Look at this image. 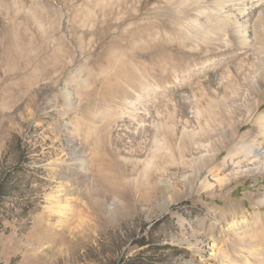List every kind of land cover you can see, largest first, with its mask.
I'll return each instance as SVG.
<instances>
[{"label": "bare ground", "instance_id": "bare-ground-1", "mask_svg": "<svg viewBox=\"0 0 264 264\" xmlns=\"http://www.w3.org/2000/svg\"><path fill=\"white\" fill-rule=\"evenodd\" d=\"M149 1L81 0V15L70 25L83 59L77 71L69 70L77 55L60 25L38 41L21 14L17 38L2 45L6 55L10 49L17 54L22 76L13 97L36 103L31 87L47 77L63 113L102 100V107L81 114V123L68 125L84 145L93 142L90 157L82 146L67 163L82 173L81 196L103 209L110 199L130 204L161 193L178 178L189 190L210 191L264 173V0H156L153 11L164 22L149 17L141 26L134 19ZM113 25H124L119 38L127 46L106 37ZM155 54L163 55L158 73L140 58ZM250 121L253 127L241 133ZM108 160L116 169L106 171ZM256 204L251 216L248 207H225L222 224H209L220 264H264V198ZM51 214L40 239L64 245L70 237L53 226Z\"/></svg>", "mask_w": 264, "mask_h": 264}, {"label": "rangeland", "instance_id": "rangeland-1", "mask_svg": "<svg viewBox=\"0 0 264 264\" xmlns=\"http://www.w3.org/2000/svg\"><path fill=\"white\" fill-rule=\"evenodd\" d=\"M155 1L150 0L145 13L134 19L139 25L150 18H155L156 24L164 22L158 10L153 11ZM76 13L81 15V0H0V264H220L208 240L209 224H222L220 211L228 206L243 210L248 207L251 216L258 199L264 198V173L241 176L223 190L217 186L210 191L189 190L178 178L161 193L146 194L144 199H133L130 204L110 199L103 209L81 196L82 173L71 170L67 163L74 151L79 154L84 147L85 152H90L93 142L85 146L79 139L81 134L76 137L68 125L72 128L81 123L88 110L104 105L102 100L92 101L87 109L63 113L58 88H48L47 77L31 87L36 103L13 97V87L22 76L18 74L17 54L10 49L6 55L2 45L17 38L19 16L22 14L38 41L43 36L49 38L53 27L60 25L77 55V63L69 70L77 71L83 59L77 38L70 32ZM121 27L113 25L108 29V40H119ZM120 45L127 46L124 37L117 41ZM104 48L98 47L97 53ZM140 58L155 72L160 71L157 65L163 55ZM63 84L60 81L58 85ZM253 125L248 122L241 133ZM226 152L220 155V161ZM108 162L106 171L116 169ZM89 171H95L91 165ZM72 176L76 179L72 180ZM166 183L167 179L163 180L162 184ZM171 195L174 201L164 208ZM55 208L67 212L51 214ZM49 214L53 226L56 223L70 237L64 245L40 239V233L49 229Z\"/></svg>", "mask_w": 264, "mask_h": 264}]
</instances>
